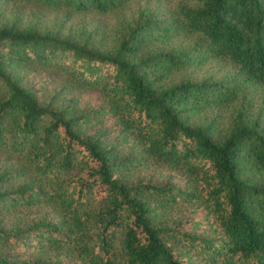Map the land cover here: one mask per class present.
I'll return each mask as SVG.
<instances>
[{
	"label": "trees",
	"instance_id": "1",
	"mask_svg": "<svg viewBox=\"0 0 264 264\" xmlns=\"http://www.w3.org/2000/svg\"><path fill=\"white\" fill-rule=\"evenodd\" d=\"M0 264H264V0H0Z\"/></svg>",
	"mask_w": 264,
	"mask_h": 264
},
{
	"label": "rangeland",
	"instance_id": "2",
	"mask_svg": "<svg viewBox=\"0 0 264 264\" xmlns=\"http://www.w3.org/2000/svg\"><path fill=\"white\" fill-rule=\"evenodd\" d=\"M203 69H205V68H203Z\"/></svg>",
	"mask_w": 264,
	"mask_h": 264
}]
</instances>
